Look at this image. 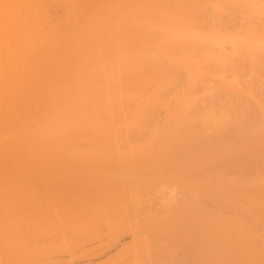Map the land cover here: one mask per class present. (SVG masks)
Segmentation results:
<instances>
[{
	"label": "bare ground",
	"instance_id": "1",
	"mask_svg": "<svg viewBox=\"0 0 264 264\" xmlns=\"http://www.w3.org/2000/svg\"><path fill=\"white\" fill-rule=\"evenodd\" d=\"M0 264H264V0H0Z\"/></svg>",
	"mask_w": 264,
	"mask_h": 264
}]
</instances>
